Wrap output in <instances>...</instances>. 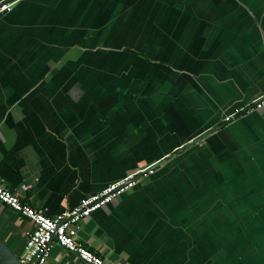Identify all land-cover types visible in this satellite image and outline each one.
<instances>
[{
	"label": "crops",
	"instance_id": "obj_1",
	"mask_svg": "<svg viewBox=\"0 0 264 264\" xmlns=\"http://www.w3.org/2000/svg\"><path fill=\"white\" fill-rule=\"evenodd\" d=\"M146 168L79 223L105 264H264V0H17L1 13L0 184L54 217ZM30 229L0 204L15 256ZM43 264L83 263L52 244Z\"/></svg>",
	"mask_w": 264,
	"mask_h": 264
},
{
	"label": "built area",
	"instance_id": "obj_2",
	"mask_svg": "<svg viewBox=\"0 0 264 264\" xmlns=\"http://www.w3.org/2000/svg\"><path fill=\"white\" fill-rule=\"evenodd\" d=\"M17 0H3L0 2V14L9 12ZM263 106V100L254 106L247 105L237 109L230 116H223L222 122L227 123L235 116L249 113ZM153 173V168L137 170L123 179L106 185L99 192L79 200L77 205L54 217H47L23 203L21 199L0 184V204L6 206L18 217L29 222L31 229L26 234L22 251L17 257L19 264H43L50 254L52 244L72 254L83 264H105V262L89 250L77 238V231L81 220L91 213L112 202L115 198L133 188L139 179Z\"/></svg>",
	"mask_w": 264,
	"mask_h": 264
},
{
	"label": "water",
	"instance_id": "obj_3",
	"mask_svg": "<svg viewBox=\"0 0 264 264\" xmlns=\"http://www.w3.org/2000/svg\"><path fill=\"white\" fill-rule=\"evenodd\" d=\"M215 129L213 128L212 130H210L211 132H213ZM204 135L199 136L198 138H196L195 140H193L192 142H190L188 145L182 147L179 150H176L175 153H179L182 150L186 149L187 147H189L191 144L197 143L199 141H201L203 139ZM0 264H19L18 260H17V256H15L5 245L4 243L0 240Z\"/></svg>",
	"mask_w": 264,
	"mask_h": 264
}]
</instances>
